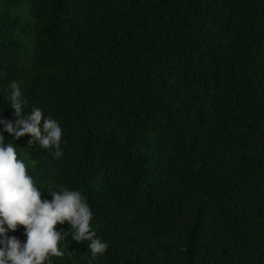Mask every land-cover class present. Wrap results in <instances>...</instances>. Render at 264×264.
<instances>
[{"label":"trees","instance_id":"16d2710c","mask_svg":"<svg viewBox=\"0 0 264 264\" xmlns=\"http://www.w3.org/2000/svg\"><path fill=\"white\" fill-rule=\"evenodd\" d=\"M13 82L62 155L0 124L4 143L42 200L80 192L107 244L92 260L58 224L45 264H264V0H0L5 121Z\"/></svg>","mask_w":264,"mask_h":264},{"label":"clouds","instance_id":"9594fccd","mask_svg":"<svg viewBox=\"0 0 264 264\" xmlns=\"http://www.w3.org/2000/svg\"><path fill=\"white\" fill-rule=\"evenodd\" d=\"M11 88L15 119H0L4 131L17 140L30 135L29 144L38 142L44 149L54 148L55 157H60L62 129L58 122L45 118L39 108L25 115L19 85L13 82ZM51 192V201L41 199V192L15 147L5 144L0 135V264H45L49 257H62L59 244L64 236L56 226L65 222L70 225L74 240L87 242L92 260L106 252L107 244L96 237L91 227L93 213L81 193L68 189ZM20 226L27 238L23 244L16 237L7 236L8 231L14 232Z\"/></svg>","mask_w":264,"mask_h":264},{"label":"rangeland","instance_id":"374dc122","mask_svg":"<svg viewBox=\"0 0 264 264\" xmlns=\"http://www.w3.org/2000/svg\"><path fill=\"white\" fill-rule=\"evenodd\" d=\"M10 14L13 17H17L22 23L26 22L29 19L28 16V3H22L20 5H15L11 8ZM16 149L18 158L21 159L25 165H31L32 159L30 158L28 152L18 145H13Z\"/></svg>","mask_w":264,"mask_h":264}]
</instances>
